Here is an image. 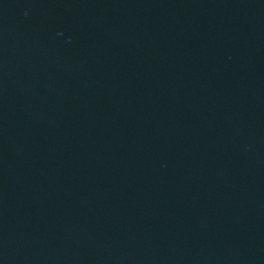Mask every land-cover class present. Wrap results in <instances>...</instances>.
<instances>
[{
	"label": "water",
	"instance_id": "obj_1",
	"mask_svg": "<svg viewBox=\"0 0 264 264\" xmlns=\"http://www.w3.org/2000/svg\"><path fill=\"white\" fill-rule=\"evenodd\" d=\"M0 264H264V0H0Z\"/></svg>",
	"mask_w": 264,
	"mask_h": 264
}]
</instances>
